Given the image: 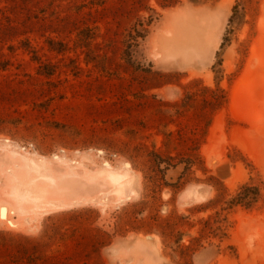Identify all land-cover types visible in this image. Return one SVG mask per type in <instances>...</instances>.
<instances>
[{
  "label": "rangeland",
  "instance_id": "rangeland-1",
  "mask_svg": "<svg viewBox=\"0 0 264 264\" xmlns=\"http://www.w3.org/2000/svg\"><path fill=\"white\" fill-rule=\"evenodd\" d=\"M217 85L228 103L210 115ZM195 138L201 163L166 186L153 154H187ZM25 161L65 203L21 228L13 210L0 219V264H264V197L230 212L218 198L247 182L264 195V0H0V207ZM217 212L227 237L193 243ZM172 215L187 220L186 259L177 237L147 232Z\"/></svg>",
  "mask_w": 264,
  "mask_h": 264
},
{
  "label": "trees",
  "instance_id": "trees-1",
  "mask_svg": "<svg viewBox=\"0 0 264 264\" xmlns=\"http://www.w3.org/2000/svg\"><path fill=\"white\" fill-rule=\"evenodd\" d=\"M236 7L233 10V15L229 21V23L234 22V18L236 16ZM232 31L230 28L229 31L226 32L223 43L221 45V51L224 50V48L227 46L229 43V34ZM147 30H143L142 34L143 36L142 39L145 37V34H147ZM221 51L218 52V55H221ZM218 66H222V59L220 58L219 62L217 63ZM216 68V67H214ZM43 75L46 76H52L53 71H45L43 72ZM196 84V83H194ZM204 90L208 93L213 94L212 98L208 99L205 98L203 101V104L209 108L210 110V115L213 114L214 112L220 110L221 108L225 107L228 103L227 96L220 88L219 85H217V88L215 90H212L210 88L205 87ZM217 93H222L223 96H218L216 95ZM211 125V120H209L206 124V128H208ZM166 146L168 143H173L175 140L173 139V133L169 134L166 137ZM192 145L190 146V149L188 150L187 154H177L173 156L172 152H167L166 154L163 153H155L153 154L154 159V166L159 172V177H161L162 182L168 186V187H175L177 188L178 186L182 185V181L193 171L195 167H197L198 164L201 163V154H200V144L199 140H196V138L191 142ZM179 166H183V171L181 175L179 176L178 180L176 183H169L166 180V175L167 172L171 168H178ZM218 191H219V203H223L225 207H223V211L227 210L228 212L232 211L233 209L237 207H242L248 211L255 210L261 200L263 199L264 195L261 190V188L257 185H255L252 182H247L242 184L238 190L236 191L235 194L231 195L229 199L226 200L227 197V189L219 184L218 186ZM155 221V224H150L151 228L147 230V232H152L155 228H158L159 234L167 239H173L175 237V243L178 244V247L181 248V255L182 258L186 259L188 252H192V246H184L181 245V242L183 240V237L185 236V233L182 231H178V226L182 225L183 222H187L186 217L183 216H177V215H172L167 217L166 219H161L158 216H155L152 218ZM149 225V224H145ZM202 228L200 230L201 237L199 238H194L192 240L193 243L200 242L201 238L203 237H227V218H221V215L219 212H217L215 218L212 216L208 217L206 220L202 222ZM148 227V226H147ZM108 235L109 233L106 232ZM110 235V234H109ZM177 251H175L176 253Z\"/></svg>",
  "mask_w": 264,
  "mask_h": 264
},
{
  "label": "bare ground",
  "instance_id": "bare-ground-1",
  "mask_svg": "<svg viewBox=\"0 0 264 264\" xmlns=\"http://www.w3.org/2000/svg\"><path fill=\"white\" fill-rule=\"evenodd\" d=\"M250 91V90H249ZM259 94V93H258ZM261 94V93H260ZM239 98V97H238ZM244 107V106H243ZM248 110V108H247ZM244 111V110H243ZM21 157V156H20ZM210 157V156H209ZM23 158V157H21ZM256 158V157H255ZM27 160V158H25ZM16 160V159H15ZM23 161V160H22ZM39 163V162H38ZM18 164V163H17ZM21 164V163H20ZM16 165V164H15ZM71 169V168H70ZM74 170V169H73ZM77 170V169H76ZM12 171V170H11ZM17 171V170H16ZM69 171V169H68ZM10 172V171H9ZM78 172V171H77ZM85 172V170H84ZM36 173V175H35ZM68 173V172H67ZM71 173V172H70ZM73 173V172H72ZM89 174V172H87ZM80 174V173H79ZM83 174V173H82ZM94 175V173H92ZM92 174H89V179H92ZM14 175V174H13ZM65 175V174H64ZM77 175V174H76ZM52 176V175H51ZM58 176V175H57ZM66 176V175H65ZM70 176V175H69ZM72 176V174H71ZM70 176V177H71ZM96 176V175H94ZM93 176V177H94ZM109 178L111 179V181L113 183H115L117 185V189L116 192H126L128 190H131L128 186H126V184L121 181L120 177L116 174L113 173H109L108 174ZM10 177V176H9ZM63 177V176H62ZM44 174H43V169L41 166H39L36 162L33 161H25L23 166L19 167L18 173L15 174L14 176H12V190H11V197L14 201V205H10V206H6V205H2L0 207V219L1 221H7L9 219V216H11L10 211L13 210L14 213H16L19 217V219H17V225L19 226V228L23 227L26 224H29L30 222H32V218L30 217L31 214H39L40 211H46V210H50L56 207H59L60 205L63 204V202L65 201H61V202H50L48 200V190L49 188L47 186L49 185H53V183L48 184L47 186H42L40 185V180H44ZM53 180L54 178L51 177ZM48 179V178H47ZM46 179V180H47ZM60 179V178H59ZM51 181V179H48ZM52 180V181H53ZM70 180V179H69ZM76 180V179H75ZM95 180V179H94ZM55 182V180H54ZM69 182V181H68ZM92 182V181H90ZM95 182V181H93ZM75 183V182H74ZM56 184V183H55ZM85 184V183H84ZM86 185V184H85ZM83 185V186H85ZM89 185V184H88ZM95 185V184H93ZM63 186V185H62ZM68 185L66 184V187ZM92 186V184H91ZM52 187V186H51ZM54 187V186H53ZM65 187V186H63ZM61 188V187H60ZM85 188V187H84ZM89 188V187H88ZM64 189V188H62ZM87 189V187H86ZM70 190L72 191V189L70 188ZM88 190V189H87ZM70 191V192H71ZM62 192V191H60ZM50 193V192H49ZM68 194V192H66ZM63 194V193H62ZM76 195V194H74ZM91 195V194H90ZM56 196V195H55ZM71 197L73 195H70ZM57 197V196H56ZM60 197V196H59ZM83 198V197H82ZM91 200V199H90ZM52 201V200H51ZM79 201V200H77ZM81 201V200H80ZM74 202V201H73ZM65 203V202H64ZM77 203V202H75ZM74 203V204H75ZM31 204V206L29 207L28 205ZM70 204V203H69ZM72 205V204H71ZM70 206V205H69ZM63 207V206H62ZM66 207V205H65ZM61 209V208H60ZM48 210V211H49ZM40 214H44V213H40ZM38 216V215H37ZM11 221L13 218H10ZM259 219V218H258ZM257 220V218H256ZM16 220H13V222ZM8 223V222H7ZM6 223V224H7ZM34 223V222H33ZM9 224V223H8ZM10 226V225H9ZM27 226V225H26ZM12 227H15L14 225ZM31 227V226H30Z\"/></svg>",
  "mask_w": 264,
  "mask_h": 264
}]
</instances>
